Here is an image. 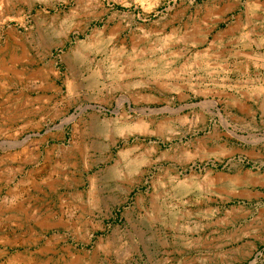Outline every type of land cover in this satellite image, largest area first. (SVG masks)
<instances>
[{
  "label": "rangeland",
  "instance_id": "obj_1",
  "mask_svg": "<svg viewBox=\"0 0 264 264\" xmlns=\"http://www.w3.org/2000/svg\"><path fill=\"white\" fill-rule=\"evenodd\" d=\"M262 1L0 0V264H264Z\"/></svg>",
  "mask_w": 264,
  "mask_h": 264
},
{
  "label": "crops",
  "instance_id": "obj_2",
  "mask_svg": "<svg viewBox=\"0 0 264 264\" xmlns=\"http://www.w3.org/2000/svg\"><path fill=\"white\" fill-rule=\"evenodd\" d=\"M215 2V11L212 14L214 17H217L220 13L224 12L226 10V7L231 6L230 0H214ZM262 9L264 11V0L262 1ZM244 4V3H243ZM242 6V5H241ZM243 8L244 5L242 6ZM239 16H241L240 13H238ZM237 16H234L236 18ZM242 17V16H241ZM232 28L230 29L231 35H235V31L238 34L237 36H229V42L232 46V44L236 43L238 49L232 48L228 54H224V50L222 52L217 53V57L225 59L227 56H240V58H243L244 62L247 64V60L253 59L255 56L252 55V47H255L259 53H261V50L264 49V18L254 21V25H252L251 20L248 17L243 18H236L234 21H232ZM261 28V30H258L257 28ZM253 29L252 35H248V38L246 39V32L250 29ZM250 37H254L253 41L250 40ZM248 43L250 46H248ZM254 48V49H255ZM230 54V55H229ZM260 58V61L257 62L256 66H259V70L255 73L261 74V83L264 84V52L262 54H258ZM229 65V64H228ZM225 66V65H223ZM230 66V65H229ZM224 68V67H223ZM247 68H250L247 65ZM226 71L229 70L228 66H226ZM230 67V71H231ZM218 72V71H215Z\"/></svg>",
  "mask_w": 264,
  "mask_h": 264
}]
</instances>
